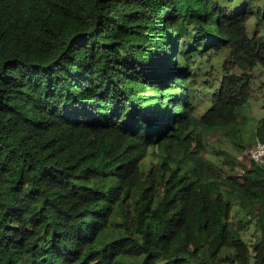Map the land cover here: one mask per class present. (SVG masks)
<instances>
[{
	"label": "trees",
	"instance_id": "trees-1",
	"mask_svg": "<svg viewBox=\"0 0 264 264\" xmlns=\"http://www.w3.org/2000/svg\"><path fill=\"white\" fill-rule=\"evenodd\" d=\"M255 17L234 0H0V264H264V167L201 156L212 132L245 143ZM232 200L257 218L253 251Z\"/></svg>",
	"mask_w": 264,
	"mask_h": 264
},
{
	"label": "rangeland",
	"instance_id": "rangeland-1",
	"mask_svg": "<svg viewBox=\"0 0 264 264\" xmlns=\"http://www.w3.org/2000/svg\"><path fill=\"white\" fill-rule=\"evenodd\" d=\"M232 0H219L220 4L224 7L228 6V2ZM239 5L246 4L250 10L254 12L261 11L264 14V0H234ZM258 29L261 31V35H264V20L258 19L255 17L251 20L249 24V33L253 34L254 30ZM192 47L191 40L185 41L182 45L183 52H187ZM216 66V74H208L209 68H212V65ZM204 63L203 69L199 72L202 76L198 77L200 89L204 90V86L207 84L206 80L215 81V77L218 75L220 68V63L217 59L214 62ZM219 66V67H218ZM205 72V73H204ZM221 78V72L219 73ZM218 81V80H217ZM264 84V69L261 66H258L254 72V79L252 84V91L250 92V101L242 109L241 118L243 121L242 130H243V139L245 143L241 147L235 146L234 143L229 140L225 133L212 132L209 135H205L203 142V148L201 150V156H203L206 162H210L213 166L223 167L226 161L233 162L236 167L239 168V172H243L245 166L251 164V159L248 155L249 150L257 146L259 141H257L254 136L256 134L259 121L264 118V101L263 93L261 91V85ZM198 88L200 95L202 96L199 100L201 105L200 114L206 111V108L209 106V101L211 100V93L205 92L201 93V90ZM163 152L158 149H151L150 156L144 163L145 169H148L151 162H160L162 160ZM192 164V163H190ZM193 165V164H192ZM236 174V173H235ZM237 175V174H236ZM233 201L232 209V221L241 222L244 224L245 228L242 229L241 234L243 239L250 245L251 250L253 251L260 234L258 229L259 223L255 216L247 213V209L243 207L236 200ZM119 232V231H117ZM143 258H130L124 257L121 258L118 264H141ZM158 264H168L167 260L161 258L158 260Z\"/></svg>",
	"mask_w": 264,
	"mask_h": 264
},
{
	"label": "built area",
	"instance_id": "built-area-1",
	"mask_svg": "<svg viewBox=\"0 0 264 264\" xmlns=\"http://www.w3.org/2000/svg\"><path fill=\"white\" fill-rule=\"evenodd\" d=\"M248 155L252 161L264 167V143H258L257 146L249 150Z\"/></svg>",
	"mask_w": 264,
	"mask_h": 264
},
{
	"label": "clouds",
	"instance_id": "clouds-1",
	"mask_svg": "<svg viewBox=\"0 0 264 264\" xmlns=\"http://www.w3.org/2000/svg\"><path fill=\"white\" fill-rule=\"evenodd\" d=\"M261 143V142H260Z\"/></svg>",
	"mask_w": 264,
	"mask_h": 264
}]
</instances>
